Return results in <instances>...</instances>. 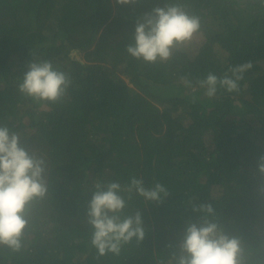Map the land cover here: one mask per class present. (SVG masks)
<instances>
[{"label": "trees", "instance_id": "trees-1", "mask_svg": "<svg viewBox=\"0 0 264 264\" xmlns=\"http://www.w3.org/2000/svg\"><path fill=\"white\" fill-rule=\"evenodd\" d=\"M169 4L200 18L196 50L132 58L137 19ZM43 59L71 79L57 102L18 90ZM248 61L239 92L199 87ZM0 125L44 159L47 186L27 206L22 247L0 245V264H176L187 225L204 217L240 240L244 264H264V0H0ZM132 176L169 195L122 192L121 216L140 211L144 239L100 255L86 215L95 185ZM208 203L212 215L193 210Z\"/></svg>", "mask_w": 264, "mask_h": 264}, {"label": "clouds", "instance_id": "clouds-1", "mask_svg": "<svg viewBox=\"0 0 264 264\" xmlns=\"http://www.w3.org/2000/svg\"><path fill=\"white\" fill-rule=\"evenodd\" d=\"M137 0H116L120 5L135 4ZM200 29V18L190 15L180 5L169 4L154 7L137 19L132 40L126 52L134 59L155 63L167 60L172 49L191 40ZM251 61L229 66L225 73L217 75L209 71L198 81L207 97L216 96L219 90L239 92V82L251 69ZM191 87V81L186 80ZM71 84L68 73L55 67L51 60H33L28 64L18 84V90L36 100L57 102ZM257 170L264 175V155L258 159ZM45 161L30 153L20 141L19 135L7 125H0V245L13 251L22 247V236L28 224L27 206L47 192L44 180ZM87 208V221L92 226L91 244L100 255L108 252L119 254L122 244L144 239L145 230L140 211L121 216L127 200L121 194L134 191L146 201L161 203L169 195L168 188L160 181L145 186L143 178L130 177L126 186L119 181L98 182ZM264 190V189H262ZM194 211L214 214L213 206L201 204ZM174 253L176 264H244L240 240L229 236L219 225L204 217L201 222L187 225Z\"/></svg>", "mask_w": 264, "mask_h": 264}, {"label": "rangeland", "instance_id": "rangeland-1", "mask_svg": "<svg viewBox=\"0 0 264 264\" xmlns=\"http://www.w3.org/2000/svg\"><path fill=\"white\" fill-rule=\"evenodd\" d=\"M196 45H197V42L195 40V37H192L191 40L185 42L186 48H189L190 51H195L197 47ZM75 56L79 57L78 54H76Z\"/></svg>", "mask_w": 264, "mask_h": 264}]
</instances>
